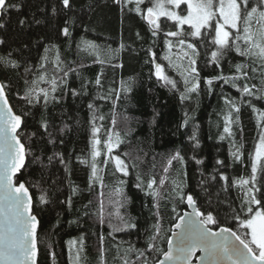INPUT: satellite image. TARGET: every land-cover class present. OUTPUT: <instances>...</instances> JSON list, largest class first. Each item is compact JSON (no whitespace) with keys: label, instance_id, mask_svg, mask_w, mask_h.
<instances>
[{"label":"snow or ice","instance_id":"snow-or-ice-1","mask_svg":"<svg viewBox=\"0 0 264 264\" xmlns=\"http://www.w3.org/2000/svg\"><path fill=\"white\" fill-rule=\"evenodd\" d=\"M73 3L74 0H59V6L53 3L50 17L39 19L36 18L35 13L30 17L20 15L26 6L25 0H15V2L0 0V29L6 27L10 12L13 10L18 14L17 23L21 30L32 24H44L48 19L63 14L67 18L63 20V26L59 27V34L72 42V30L78 19ZM112 3L119 7L122 14L127 10L140 16L146 22L151 37L156 38L162 33L165 37L164 45L169 52L174 42L167 38H176L175 42L180 46L182 53L177 56L178 62H174L170 55H165L163 59L168 61V67L179 72L184 86L182 91L179 90L178 82L167 74L165 66L157 62V53L151 46L146 50L148 59L145 63L152 65L151 75H154L162 86H171V89L179 91L181 104L191 101L193 94L196 97L200 95L199 47L205 48V67L214 65L216 69H222V62L229 60L233 52L244 58V62L235 64L229 60L230 67L235 69L234 73L226 75L221 71L218 75L202 78L203 83L208 86L209 94L213 91L214 81L222 82L220 98L224 102V108L218 115L223 121V128L218 139L229 140L230 163L225 164L218 158L211 172L205 175L201 171V178L197 183L199 192L195 190L186 192L187 185L184 178L170 180L171 193L179 197L181 202H186L192 208V212L179 217L181 223L175 224V228L179 230L174 232L176 239L173 241L171 237L167 238L166 251H162L157 244L158 240L164 238L161 236L158 200L160 190L169 179L168 173L173 167V162L178 161L183 166L186 163L185 154L177 148L167 156L163 167L164 174L160 176L159 181L154 176H149L145 181L143 176L137 173V183L134 186L152 198V208L157 209L155 213L157 219L151 225V235L147 236V247L142 249L128 244L122 253L118 250V258L122 264H191L192 255L199 250L203 254L199 264H264V109L257 107L256 103L264 101V0H112ZM185 5L186 8L182 7ZM94 7V3H89L81 9V12L87 14L93 11ZM39 11L44 10L39 9ZM185 25L188 26L187 30L184 28ZM136 38L143 40L139 32L136 33ZM43 39L41 37V41ZM192 40L200 41L199 45L191 42ZM6 43L5 39H0V45ZM76 47L80 51L94 55V63L104 64L109 58L104 54L114 56L124 48V45L121 44L120 48L115 50L111 47L102 49L94 42L82 39L76 42ZM27 48L29 44L25 43L21 48L0 53V69L14 70L24 81L25 88L20 99L27 105L26 108L17 111L8 98L10 84L0 81V264H39L38 254L41 243L37 231L39 220L34 214V200L30 189L35 188L40 192L37 197L40 205L51 202L48 189L42 188L41 185L51 178L48 170L50 167H55L56 163L63 167L67 177L71 176L72 153L66 155L58 145L63 146L67 134L82 126L78 118L75 120V126L68 123L67 121L73 118L68 116L66 111H61L59 117L55 112L50 111V106L55 108L60 105L65 95L77 99L88 97L92 95V90H95V95H92V99L86 104L88 110L86 154L76 155V161L89 169L87 185L89 191L97 182L101 187H107L103 173L115 177V183L112 185L113 194L119 199L110 200L115 206V211L108 213V226L112 230L108 235L137 227L134 219L127 214L128 197L123 194L121 187L125 184L121 177L130 174V164L122 158V155L129 154L117 151L124 144V136L127 133L122 136L116 127L117 121L114 116L110 126H106L103 123L106 116L100 112V106L96 103V100H112L114 111L115 101L120 99L121 92L128 93L132 90V78L121 81L119 88L110 87L104 91L103 72L98 73L94 81L86 77L81 78L78 67H73L71 61L65 62L62 58L57 44H45L43 53L36 63L25 56L24 49ZM184 61L186 64L183 63ZM49 65L51 68L48 67ZM83 66L79 65V67ZM21 67L23 73L19 72ZM70 73H75L77 78L81 79L79 88L70 86L68 82ZM41 84L47 87H40ZM225 85L235 89L239 97L225 92ZM245 106L251 108L256 117L257 127L256 137L253 138L254 147L248 153L247 164L244 160V129L240 117L241 110ZM36 107L41 109L39 119L33 111ZM194 111L195 109L191 112L184 111L180 129H184L194 119ZM29 118L36 124V130L25 134L23 126ZM57 119L59 123L56 122ZM199 127V124H193L192 133L188 136L193 149L200 147ZM238 134L239 140L236 138ZM49 148L51 154L46 151ZM192 159H195L197 165L204 163L195 156ZM231 163L250 167V173L229 180L221 169L230 167ZM33 165L40 166L39 179L35 181L30 176ZM110 166L112 170H109ZM131 167L134 168L136 165L133 164ZM117 173L120 176H117ZM180 175L178 173V176ZM22 176L25 178L21 179ZM183 176L186 177V173ZM220 181L225 183L217 188L218 203L213 207L211 189ZM59 182L53 180L51 187L57 188ZM63 182L68 183L70 194L60 203L67 204L71 209L73 196L77 195L80 189L70 179H65ZM232 189L237 190L235 200H227V197L224 200L220 199V192L228 193ZM225 202L227 209L222 218L220 204ZM91 203L90 200L83 207L88 209ZM121 209L124 211L122 212ZM172 211L175 212L174 207ZM84 215L87 216L89 213L85 211ZM98 218L101 224L105 222L103 201ZM113 218L118 222L113 224ZM224 220L229 221L227 226H224ZM213 226L217 230L214 231ZM99 241L101 264H106L103 259L105 254L103 235L99 237ZM67 243L70 264H81L85 260L84 234H81L78 240L74 238ZM51 247L49 245V255L53 264H56V254ZM151 253H159L163 259L150 258Z\"/></svg>","mask_w":264,"mask_h":264},{"label":"trees","instance_id":"trees-1","mask_svg":"<svg viewBox=\"0 0 264 264\" xmlns=\"http://www.w3.org/2000/svg\"><path fill=\"white\" fill-rule=\"evenodd\" d=\"M15 2V0H13ZM53 3L59 6V0H25L26 6L22 9L20 15L30 17L35 13L36 18L44 19L50 17L51 7ZM89 3H94V10L85 14L81 12ZM73 7L78 17L75 27L73 28V39L69 42L66 38L59 34V27L63 26V20L67 17L63 14L55 18L48 19L46 23L41 25L32 24L30 27L21 30L17 23V13L13 10L6 22V27L0 29V39H5L7 43L0 45V53L21 48L23 44H29V48L24 49L26 57H30L33 63L39 60L40 54L43 53L45 44L55 43L59 46L61 56L65 62L71 61L73 67H78L81 78L95 80L96 75L103 72L104 91L108 88H119L121 81H128L132 78V90L128 93L121 92L119 100H116V107L113 111L112 100H96L100 106V112L106 116L103 122L106 126H110V121L115 117L117 121V129L124 136V144L117 151L120 153L127 152L128 156H123L130 164V174L121 177L125 184L122 185L123 194L128 197L126 211L127 214L134 219L137 224L135 229L126 231L112 232L108 226V213L115 211V206L110 200L119 199L113 194L112 185L115 183V177L103 173L104 183L107 187H101L97 182L91 191L88 190L89 169L76 161V155L86 154L88 143V110L86 104L95 95L74 99L71 95H65L60 105L55 108L50 106V111L55 112L59 117L61 111H66L68 116L73 119L67 122L75 126V120L81 121V127L70 132L65 137V144L59 146L66 155L71 152V176L67 177L63 171V167L56 163L55 167H50L48 172L51 178L41 185L42 188L48 189V195L51 202L47 205H40L37 197L40 192L35 188L30 189V194L34 200V214L39 220L38 233L40 238L38 262L39 264H53L52 257L49 255L51 250L56 254V264H70V254L68 241L77 239L84 234L85 236V260L81 264H101L100 257V241L99 237L104 236L105 254L103 259L106 264H122L118 258V250L122 253L128 244L134 245L136 248L147 247V236L151 235V225L157 219L155 213L157 209L152 208L153 200L150 196H146L143 191L136 188L137 173H140L144 180L147 181L149 176H154L157 181L163 175V167L166 164L167 156L175 149L180 148L182 154H185L186 163L181 166L178 161L173 162V167L169 169V179L165 181V186L160 190L159 213L161 223V236L163 239L157 241L158 247L165 251L167 238L170 236L172 226L177 218L186 210L184 202L179 197H175L171 193L172 178H184L187 187L185 191H197V183L201 178V171L207 175L212 171L216 159H221L225 164L230 163L229 150L230 142L219 140L218 136L223 128V121L218 115L224 108V102L221 100V81H214L213 91L208 92V86L203 83V77H210L220 74L234 73L235 69L230 67L229 60L232 64L244 62L243 57L237 56L234 52L230 54L229 60L223 61L222 69H216L214 65L205 67V48L199 47L201 53L199 59V67L201 74L200 95L196 97L193 94L191 101L181 104L179 100V91L171 89V86H162L157 81L150 63H145L148 59L146 50L149 46L157 53V62L163 64L167 74L178 82L179 90H183V81L178 71L168 67V61L163 59L165 55H170L174 62L177 56L182 55L180 46L176 44V38L168 37L174 42V46L169 52L164 45L165 37L159 34L156 38L151 37L148 26L140 16L135 12H125L122 14L119 7L112 3V0H74ZM143 7V6H142ZM39 9H43L41 12ZM72 15V13H69ZM164 20L165 18H161ZM171 24V22H169ZM186 30L188 27H184ZM174 30V29H173ZM139 32L143 40H137L136 33ZM41 37L44 39L41 41ZM92 41L99 45L102 49H119L123 44L124 48L115 55H108V62L104 64L94 63V55H89L77 49L76 42L81 40ZM191 39V38H189ZM191 42L199 45L200 41L192 40ZM135 50V51H133ZM210 51V49H209ZM54 54V53H53ZM183 63L186 64V61ZM84 65L79 67V65ZM113 65H122L116 66ZM51 68V65L48 66ZM23 73V68L19 70ZM0 81H6L10 84L8 89V98L12 106L17 110L26 108L27 105L20 96L23 95L25 88L24 81L21 76L14 70L0 69ZM68 82L72 88H79L81 79H78L75 73H70ZM258 83V80L256 81ZM40 87H47L41 84ZM224 91L231 96L239 97V93L230 86L225 85ZM113 99H115L113 97ZM257 107L264 109V101L256 102ZM195 109L194 119L184 128L180 129L179 125L184 118V111L191 112ZM37 119L40 116V107L33 109ZM127 117V119H125ZM242 126L244 129V160L247 164L248 153L253 150L254 137L257 134L256 117L253 115L251 108L243 107L240 113ZM59 123V120L56 121ZM193 124H199L198 138L200 147L193 149L188 136L192 133ZM25 134L36 130V124L29 118L23 126ZM239 140V134L237 135ZM82 150L84 152L82 153ZM51 154V149H46ZM202 159L204 163L197 165L195 159ZM139 157V158H138ZM45 163L46 157H44ZM136 167H131V165ZM39 165H33L30 176L33 181L39 179ZM111 169V166L109 168ZM229 180L237 178L241 175H248L250 167L246 168L239 163H231L230 167L221 169ZM178 173L181 174L178 176ZM186 173V177L183 174ZM120 176L119 173L116 174ZM24 179L25 177H20ZM65 179L79 187L80 191L73 196V204L71 209L67 204H61V200H66L70 194L68 183L63 182ZM218 179V177H217ZM53 180L60 181L57 188L51 187ZM216 182H213L215 184ZM225 182L220 181L213 192V207L216 206V191L220 185ZM103 193V195H101ZM220 199L235 200L237 190L232 189L228 193L220 192ZM174 197V198H173ZM92 203L88 209L83 206ZM103 201L105 222H99L98 213ZM203 205V198L201 200ZM173 207L175 212L172 211ZM227 202L220 204V215L223 218ZM87 211L89 215H84ZM123 212L124 209H121ZM74 221V223H69ZM118 221L113 218L112 223ZM227 226L229 221H223ZM234 227V224H233ZM215 228V226H213ZM78 247V245H77ZM73 251V257H74ZM161 254L151 253L150 258L159 259Z\"/></svg>","mask_w":264,"mask_h":264},{"label":"water","instance_id":"water-1","mask_svg":"<svg viewBox=\"0 0 264 264\" xmlns=\"http://www.w3.org/2000/svg\"><path fill=\"white\" fill-rule=\"evenodd\" d=\"M184 204H185V206H186V210H184L180 216H184L186 213H191V212H192V208H190V207L187 205L186 202H184ZM180 216H179V217H180ZM179 217L177 218V220L175 221L174 225L172 226L171 233H170V236H169V237H171V238L173 239V241H175V239H176V237L174 236V232L179 231L178 229L175 228V224H176V223H181V221L179 220ZM213 230L215 231V230H217V229H216V228H213ZM37 231H38V229H37ZM167 248H168V244H166V249H165V251L167 250ZM202 256H203V254H202L199 250H197V251L192 255V257H191V264H199V259H200ZM159 259H163V256L161 255Z\"/></svg>","mask_w":264,"mask_h":264},{"label":"rangeland","instance_id":"rangeland-1","mask_svg":"<svg viewBox=\"0 0 264 264\" xmlns=\"http://www.w3.org/2000/svg\"><path fill=\"white\" fill-rule=\"evenodd\" d=\"M182 7H185L186 8V5L185 6H182ZM184 27H188L187 25H185Z\"/></svg>","mask_w":264,"mask_h":264}]
</instances>
